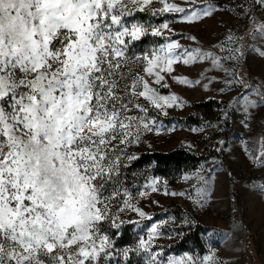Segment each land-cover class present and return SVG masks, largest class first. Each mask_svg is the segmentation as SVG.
<instances>
[{"label":"snow or ice","instance_id":"6c2138e0","mask_svg":"<svg viewBox=\"0 0 264 264\" xmlns=\"http://www.w3.org/2000/svg\"><path fill=\"white\" fill-rule=\"evenodd\" d=\"M220 11L243 22L244 34L226 21L223 38L205 48L174 27ZM246 50L264 57V0L223 8L219 0H0V264H239L210 243L203 254L170 252L212 210L217 170L233 177L223 160L182 172L195 195L171 188L153 165L130 169L134 149L152 147L149 136L176 130L164 120L186 102L169 81L229 94L214 123L189 130L212 128L220 138L208 137L211 151L225 156L223 133L241 125L244 155L264 168V129L252 132L264 76L256 83L240 71ZM198 63L206 65L198 79L176 73ZM153 194L190 203L177 217ZM152 206L163 213L145 210Z\"/></svg>","mask_w":264,"mask_h":264},{"label":"rangeland","instance_id":"374dc122","mask_svg":"<svg viewBox=\"0 0 264 264\" xmlns=\"http://www.w3.org/2000/svg\"><path fill=\"white\" fill-rule=\"evenodd\" d=\"M182 2V0H176ZM221 8L229 3V0H219ZM230 22L238 34H244V23H237L232 18L231 13L224 11L217 12L214 17L207 18L203 23L189 27L184 24H176L174 27L178 32L196 35L200 43L208 48L212 44L218 43L223 38L225 31L223 25ZM181 43H190L181 40ZM240 71L259 83L264 76V57L256 51L246 50L244 60L241 61ZM176 73L186 76L189 79L200 78V73L205 71L206 65L198 63L192 66L177 65ZM215 75V73H211ZM171 91L179 95L185 102L183 109L170 110L171 115L165 118L166 126L175 124L176 130L171 133L161 134L159 137L149 136L147 144L140 145L134 149L139 153V158L145 154L169 153L175 150H184L199 157L207 158L209 163L213 157L224 161V168L233 172V177L228 178L224 175L223 169H218L215 173L214 203L212 210L197 214L198 223L190 231L186 230V237L177 240L172 244L171 253L177 255L184 251H199L201 254L206 250L210 243L215 247L219 255L226 261L233 259L239 264H264V192H260L254 185L264 184V168L258 165H252L246 158L241 147V141L249 138L247 129L241 125L235 124L226 129L223 137L228 141V147L232 149L231 154L220 156L211 151V143L208 137L213 141L220 136L212 128L206 129L205 133L192 132L190 128H199L204 122H215L219 109L222 107L221 100L227 103L230 99L229 94L220 95L216 86H211L210 90H205L201 85H182L169 81ZM167 93L169 90H162ZM211 103V109L205 110L199 106ZM264 129V111L257 110L254 113L252 121V132L258 137ZM195 145L189 149L188 145ZM138 161V160H137ZM135 161L134 164L137 162ZM205 159L197 166L203 164ZM133 167L131 171H141L153 165L149 170L155 175V165L149 164L143 167ZM196 167V168H197ZM193 170V169H192ZM191 171V170H189ZM182 171L172 170L167 176L162 177L169 182V186L176 190L189 188L180 180ZM140 183L143 178H140ZM192 194L195 195L194 191ZM160 201L163 208H167L170 213L179 217L188 207L189 201L183 198H170L162 194H153ZM163 208L152 206L146 207V211L155 212L157 215L163 213ZM235 209V211H233ZM132 235L131 229H128ZM199 232L202 242V248H197L188 241L189 236ZM209 233H212L209 236ZM227 234V238H225ZM167 243V241H161ZM184 247V248H183Z\"/></svg>","mask_w":264,"mask_h":264},{"label":"trees","instance_id":"16d2710c","mask_svg":"<svg viewBox=\"0 0 264 264\" xmlns=\"http://www.w3.org/2000/svg\"><path fill=\"white\" fill-rule=\"evenodd\" d=\"M142 19H146L143 14H138ZM205 110L211 109V103H206L199 106ZM205 158L196 156L184 150H175L169 153H155L142 155L134 164V167H143L149 164L155 165V174L165 177L172 170L189 171L195 169ZM131 238V233L127 229L123 239L125 241ZM188 241L197 248H202V242L199 237V232L188 237ZM184 248V247H183Z\"/></svg>","mask_w":264,"mask_h":264}]
</instances>
